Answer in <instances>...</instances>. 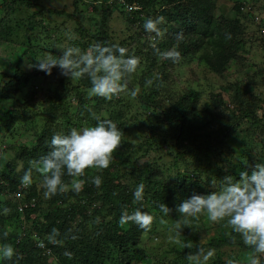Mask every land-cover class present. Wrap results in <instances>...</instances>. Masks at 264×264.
<instances>
[{"label": "trees", "instance_id": "trees-1", "mask_svg": "<svg viewBox=\"0 0 264 264\" xmlns=\"http://www.w3.org/2000/svg\"><path fill=\"white\" fill-rule=\"evenodd\" d=\"M219 2L74 0L73 11L67 12L48 9L39 0H0V49L8 53L0 60V114L7 112L9 116L8 120L0 119V131L13 130V136L25 137L22 142L4 140L6 146L0 147V245L9 244L16 250L11 260H0V264H143L148 259V264H190L188 256L199 249L215 250L207 264H226L229 259L247 264L248 247L238 236L233 240L235 234L226 224L214 222L206 230L199 216L190 218L188 225L177 224L176 209L183 200L217 190L225 176L239 180L241 171L250 174L257 163H264V90L257 95L255 91L262 85L253 80L264 77V66L252 65L257 71L251 72L246 85L237 79L220 85L219 93L210 88L203 108L201 92L194 93L189 87L176 100H170L169 92L164 95L176 78L175 68L186 59L196 58L206 70L223 79L230 64L246 60L239 52L247 37L251 38L249 42L254 40L248 34L249 26L264 34V0H236L227 14L220 13ZM47 13L63 21L48 22ZM117 13L124 21V31L129 30L119 40L109 26ZM157 16L164 17L159 26L161 35L152 34L150 38L143 23L145 18ZM68 22L75 24L73 30ZM178 33L182 36L179 40ZM64 35H74L69 46L82 50L98 42L118 44L128 50V55L139 57L137 70L128 78V89L139 87L138 95L133 98L126 90L111 100L89 96L87 77L70 80L58 68L46 75L30 67L49 52L59 55ZM261 45L264 53V41ZM13 46L21 49L18 60L9 55ZM169 49L180 52L178 62L159 55ZM57 74L55 81H46ZM225 94L232 98L230 102L224 99ZM138 106L154 122L146 126L150 134L147 132L142 142L131 137L126 124L132 119L129 113ZM97 116L113 120L124 133L108 168L86 169L85 175L78 178L65 174L68 190L49 198L44 197L39 180L44 173L34 169L32 183L27 187L21 183L29 161L47 154L55 133L94 126ZM244 126L248 127L246 139L255 136L260 140L259 147H250L246 157L240 152L239 156L233 151L225 153L230 140ZM164 144L169 146V162L156 154L161 153ZM152 154V163L146 162L144 167L134 163ZM222 155L230 167L221 163ZM95 175L102 178L99 187L92 183ZM73 179L84 181L79 192L71 188ZM139 183L145 186L144 199L136 202L133 191ZM162 204L169 207V214L161 211ZM5 208L7 213L3 212ZM136 208L150 213L153 220H168L176 229V245L171 246V253L159 255L163 256L161 262L149 257L148 245H143L152 223L145 230L131 221L125 226L120 222L122 212L131 213ZM199 230L204 231V237L199 236ZM39 245L48 247L51 257Z\"/></svg>", "mask_w": 264, "mask_h": 264}, {"label": "clouds", "instance_id": "clouds-1", "mask_svg": "<svg viewBox=\"0 0 264 264\" xmlns=\"http://www.w3.org/2000/svg\"><path fill=\"white\" fill-rule=\"evenodd\" d=\"M164 22L163 16L147 17L143 23V29L155 37L161 35L159 27ZM69 36V40L74 39ZM180 33L177 40L181 39ZM155 48V44L152 45ZM59 55L50 52L38 63L31 65L46 75H51L54 68H58L60 74L70 80H78L87 77L90 81L89 96H98L111 100L114 96L128 91L135 98L139 93V87L128 89V78L137 70L140 63L139 57L128 55V50L118 44L105 45L95 43L86 50L79 46H60ZM159 55L178 62L180 52L169 49L160 52ZM150 83V82H149ZM94 126L73 127L67 133L57 132L50 140V150L38 160L29 161V168L24 171L21 183L29 186L32 183V172H42L41 186L43 195L49 198L57 192L68 190L69 185L63 180L65 174L78 178L85 175L86 169H106L113 160V153L121 144L124 133L118 128L117 123L108 118L97 116ZM239 180L232 176H225L217 190L208 194H194L183 200L177 206L179 219L177 224L188 225L190 218L200 214L207 216L211 222L224 223L230 227L232 233L239 237L240 241L248 247L249 256L247 264H262L264 258V163H257L249 174L247 171L239 173ZM84 181L73 179L71 188L77 192L82 189ZM92 183L99 187L102 178L99 175L92 177ZM213 184L215 181L212 182ZM143 183L135 186L133 191L134 201L144 199ZM164 214H169L167 205H160ZM8 209H3L7 213ZM134 222L140 228L147 230L153 221V216L140 208L131 213L122 212L120 222ZM55 229L53 233H55ZM53 239V237H50ZM42 246V245H39ZM46 256L51 257V251L46 246L39 247ZM215 250L199 249L197 254L189 255L190 264H207L214 256ZM16 255V250L9 244L0 245V260H11ZM226 264H238L236 260L229 259Z\"/></svg>", "mask_w": 264, "mask_h": 264}, {"label": "rangeland", "instance_id": "rangeland-1", "mask_svg": "<svg viewBox=\"0 0 264 264\" xmlns=\"http://www.w3.org/2000/svg\"><path fill=\"white\" fill-rule=\"evenodd\" d=\"M73 1L74 0H39V3L42 4L43 6L48 7V9H50V7H55V9H59V10L65 9L67 12H72L74 9ZM87 1H92V0H86V3ZM235 3H236V0H220L219 2L220 4L219 7H221L219 10L220 13L222 11L225 12L226 14L229 13ZM251 4H252L251 2L248 3V5H251ZM263 15H264V11H263ZM46 19H48V22L54 21L58 24H60L63 21L62 17L57 16V15H52L49 13H47ZM123 23L124 21L122 17L117 13L112 18L111 23L109 25L114 31L113 32L114 38L118 40L122 36H126L128 33L127 31H129L127 29H126L127 31H124ZM68 27L70 30H73L75 28V24L68 22ZM66 33L68 34V32ZM250 33L255 41L253 40L249 42L251 38L247 37L246 38L247 41L244 46V49L239 52V54L240 55L242 54L246 60H243V61L238 60L230 64L229 69L225 70V73L223 74V79H221L219 76H216L211 71L206 70L203 65H200V63H198V60L196 58L186 59L185 62L180 67L177 66L175 68L174 75L176 76V78L174 77V82H171L170 85L166 88L167 92H165L164 95L166 96L167 93L169 92L171 96L170 100H176L177 97L185 93L184 92L185 88L189 87L191 91H194V93L198 91L201 92L202 97L200 99V107L203 108L205 103L209 100V92H211L212 90L215 93L221 92L220 85L222 84L225 85V83H228V82H235L237 79L241 81L242 84L246 85L250 81L249 75H252L251 72L257 71V68L252 65L257 64V67L264 66V53L261 51V47H262L261 44L264 41L261 38L264 37V34L263 32H260L253 25L249 26V29H248L249 36H250ZM63 39H64L62 41L63 44L61 46H65V47L69 46L68 44L69 38H67V35H64ZM3 51H4L3 48L2 50L0 49V60L3 59V57H6L8 55V53L6 54L5 51L4 52ZM11 52L12 53L9 55H13L15 59H17L18 57H21V49L19 47L13 46L11 49ZM2 70L3 68L0 64V71ZM57 77H58V74L57 76H51L50 78H47L46 81L48 82L55 81ZM1 80L2 78H0V81ZM253 80L259 81L262 85V87L260 88L258 87V89H256L255 91L256 94L259 95L260 94L259 92L264 90V77H254ZM46 81L43 82V85H47ZM3 82H5V78H3ZM250 87H253V84L250 85ZM210 88H212V90ZM224 99L230 102L232 98L228 97V94H225ZM6 104L10 105L9 103H6ZM5 105H3V107L1 108L5 109L4 111L6 112L7 107ZM261 105L264 107V100L261 101ZM104 113L105 112H102V115ZM129 115L132 116L131 120L126 121V124L129 129V134L132 135L131 137L132 138L134 137L138 142H142L148 136L147 132H149V130L146 126H149L151 123H154V122H152V120H149V118H147L146 116L147 114L145 112L140 111L139 106L132 109V112H130ZM0 119L8 120L9 116L7 115V112L4 114L2 113V115L0 114ZM142 125H144L147 129H142L141 128ZM247 130H248V127L244 126L238 131L235 137L230 140V146H228L225 149V153L226 152L229 153L233 151V153L238 155L237 152H240L243 154L244 157H246L248 156L247 152L250 147H256V146L259 147L260 140L257 139L255 136H250V139H246ZM11 132L6 133L4 130L0 131V147H2L3 145L2 148H4L6 146L5 143L7 141L11 143H15L19 140L21 142L22 140H25V137L23 136L21 137V135L20 137L13 136ZM19 132L23 133V130H21L20 126H19ZM30 136L31 134H28L27 138H29ZM243 144H247V146H245L246 151H244ZM249 145H252V146H249ZM168 150H169V146L164 144V147L161 153L160 154L156 153V154L160 156L162 160H165V162H169L168 152H167ZM154 157H155V154H152L149 158L142 160V161L140 160L139 162L137 161L134 163L139 167H144L143 165L146 162L152 163ZM225 157H226L225 155L224 156L222 155L220 158V161L221 163H223L224 167L227 168V167H230V165H229L228 160L225 159ZM238 159L239 157L235 160H238ZM39 180L42 181V178H40ZM198 216L199 218H202L201 223L203 224L206 230H209V228L214 224V222H211L207 219L206 215L200 214ZM123 225L125 226V223H123ZM199 226L200 225H198L197 227ZM146 232L148 234H146L143 238V245H146V244L148 245L149 257L152 256L154 259L158 258V261L161 262L163 260V256H159V255H162L164 252L171 253L170 252L171 246L176 245V242H177L175 238L176 229L172 227V225L169 223L168 220H165V221L153 220L152 225L149 227V229ZM210 235H211V232L209 233V237ZM199 236L201 238L202 236L204 237L203 230H199ZM173 255L175 256V254ZM150 262H151V259H148L147 261L145 260L143 264H148Z\"/></svg>", "mask_w": 264, "mask_h": 264}, {"label": "built area", "instance_id": "built-area-1", "mask_svg": "<svg viewBox=\"0 0 264 264\" xmlns=\"http://www.w3.org/2000/svg\"><path fill=\"white\" fill-rule=\"evenodd\" d=\"M21 210H22V208H21Z\"/></svg>", "mask_w": 264, "mask_h": 264}]
</instances>
